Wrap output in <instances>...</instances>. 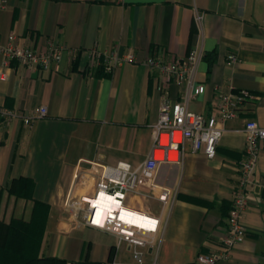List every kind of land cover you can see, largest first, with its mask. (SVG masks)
Instances as JSON below:
<instances>
[{"label":"crops","instance_id":"obj_1","mask_svg":"<svg viewBox=\"0 0 264 264\" xmlns=\"http://www.w3.org/2000/svg\"><path fill=\"white\" fill-rule=\"evenodd\" d=\"M0 43L40 53L62 47L61 60L48 70L7 64L0 52V107L20 114L0 120V220L32 219L35 201L6 188L14 178H32L35 200L50 206L40 255L67 264H136L125 244L117 247L115 235L74 219L69 201L77 173L93 164L98 172L76 194L92 191L107 166L142 164L163 102L182 98L183 87L175 83L160 89L163 79L145 64L149 57L174 61L194 48L203 52L195 82L205 91L189 108L206 117L220 93H254L239 117L226 123L215 157L187 141L181 164L160 165L154 182L176 195L170 211L157 199L126 200L165 222L159 249L147 250L146 264H197L199 253L220 248L245 156L242 129L249 119L264 127V0H9L0 9ZM112 51L132 53L134 60L99 75L95 53ZM42 105L48 115L26 125L23 115ZM247 196L246 237L217 264H264V147Z\"/></svg>","mask_w":264,"mask_h":264},{"label":"built area","instance_id":"obj_2","mask_svg":"<svg viewBox=\"0 0 264 264\" xmlns=\"http://www.w3.org/2000/svg\"><path fill=\"white\" fill-rule=\"evenodd\" d=\"M9 0H0V9L7 7ZM197 23L201 22L202 14H196ZM14 40V37H12ZM0 52L7 64L17 61L21 65L51 69L62 58V47L51 45L48 51L40 53L32 48H24L15 43L3 45ZM203 52L192 49L189 53L174 61H165L149 57L145 64L151 70H157L163 79L160 89L175 83L183 87L180 100L166 99L156 124L153 125V147L148 158L137 166L119 161L116 165L107 166L92 191L77 193L79 186L87 185L88 175L98 172L97 165L89 171L78 172L76 184L69 201L74 219H81L89 227L103 229L117 238V247L122 244L132 252L136 264H146L145 254L148 249L158 251L157 235L165 227L160 215L149 213L129 206L126 200L130 196H141L157 199L163 207L171 210L176 195L169 189L159 188L154 182L157 171L162 163L181 164L184 159L185 142H191L195 151L203 150L209 158L215 157L217 147L226 130V123L239 117L241 111L256 96L247 89L220 93L213 113L206 117L189 108L191 99L204 93L205 85L196 84L195 73ZM96 60L92 66L102 64L107 71L127 61H133L134 55H119L112 51L107 55L95 53ZM231 61H236L233 54ZM48 115V109L42 105L23 115L26 125H33L37 120ZM20 117L16 110L0 107V120L11 121ZM245 139V156L240 163L239 183L234 191L232 207L228 216L227 233L222 239L220 248L209 253H199L197 264H217L230 258L231 250L246 237L243 216L249 206L247 189L257 169L260 153L264 147V127L256 120L249 119L242 129ZM112 206L114 208L109 209ZM108 208V209H107ZM108 211V212H107ZM152 264H157L153 262Z\"/></svg>","mask_w":264,"mask_h":264},{"label":"trees","instance_id":"obj_3","mask_svg":"<svg viewBox=\"0 0 264 264\" xmlns=\"http://www.w3.org/2000/svg\"><path fill=\"white\" fill-rule=\"evenodd\" d=\"M102 58L97 73L109 76ZM8 191L18 197L35 201V209L31 220L14 218L10 222L0 220V264H67V260L60 257L41 256L40 250L45 234L50 206L35 200V181L29 177H17L6 187ZM201 204L208 205L202 199L189 198ZM79 264H112L81 261Z\"/></svg>","mask_w":264,"mask_h":264},{"label":"bare ground","instance_id":"obj_4","mask_svg":"<svg viewBox=\"0 0 264 264\" xmlns=\"http://www.w3.org/2000/svg\"><path fill=\"white\" fill-rule=\"evenodd\" d=\"M108 208H109V209H111V208H114V207H112V206H109ZM108 208H107V209H108ZM107 212H108V211H107Z\"/></svg>","mask_w":264,"mask_h":264}]
</instances>
